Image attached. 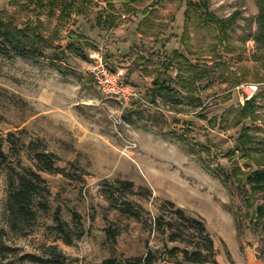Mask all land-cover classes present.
Segmentation results:
<instances>
[{
	"label": "rangeland",
	"instance_id": "374dc122",
	"mask_svg": "<svg viewBox=\"0 0 264 264\" xmlns=\"http://www.w3.org/2000/svg\"><path fill=\"white\" fill-rule=\"evenodd\" d=\"M191 1L197 2L115 0L111 9L110 0H48L59 6L52 13L30 0H0V13L18 26L42 21L48 40L42 58L0 55V129L12 138L4 149L17 170L36 169L28 149L35 142L58 156L60 170L40 172L50 209L27 227L7 207L10 180L17 173L0 168V228L8 244L41 255L57 245L75 264L143 256L153 249L155 264H163L171 258L169 249L186 247L169 241L165 248L166 238L156 230L159 205L171 200L204 219L215 241L216 264H264V228L252 219L253 210L234 182L206 169V164L231 169L232 159L241 157L231 149L243 126L263 135L260 6L257 0H210L213 14L236 19L224 39L216 27L193 22L184 33ZM69 2L79 12L61 15ZM110 15L115 26L101 25ZM72 43L76 51L68 47ZM101 48L114 70L126 71L140 99L124 105L99 89L90 55ZM165 62L171 63L169 70ZM158 76L175 92L153 96ZM248 86L257 87L255 121L239 115ZM120 181L134 182L136 193L117 191ZM113 191L118 200L129 198L144 208L142 221L117 209ZM58 209L69 223L71 244L52 228ZM74 213L81 223H74Z\"/></svg>",
	"mask_w": 264,
	"mask_h": 264
},
{
	"label": "trees",
	"instance_id": "16d2710c",
	"mask_svg": "<svg viewBox=\"0 0 264 264\" xmlns=\"http://www.w3.org/2000/svg\"><path fill=\"white\" fill-rule=\"evenodd\" d=\"M113 1L110 0L109 6L114 9ZM129 4L138 0H120ZM260 6L259 20L261 23V33L257 36V41L262 42L264 48V0H257ZM30 3L37 7L44 8L49 6L53 13L59 7L55 2L48 0H30ZM40 3V4H39ZM39 4V5H38ZM73 10H77L75 2L66 3L61 15H69ZM79 12V11H78ZM186 23L184 33L189 32L190 22L197 26L212 25L221 33L222 38H226L230 27L236 22L234 16L229 18H220L210 11V0H197L189 2V7L185 11ZM109 18V19H108ZM100 21L101 25L109 27L115 26V18L108 16ZM43 22L39 19L36 23H28L24 26H18L14 20L5 17L0 13V55L4 57L20 56L26 59L42 58L46 55L48 40L43 33ZM83 37V36H81ZM71 50L76 51L74 43L68 45ZM58 53H63L61 52ZM59 54H54V56ZM181 56V54H177ZM55 58V57H53ZM264 62V58H261ZM167 70L171 63H164ZM195 71V68L193 69ZM166 78L158 76L151 87L152 95L157 93H174L175 89ZM258 108V95H253L246 99L239 110L240 118L243 120L255 121ZM3 118L0 115V124ZM251 126H243V131L237 139L235 148L231 149V154L239 153L241 156L232 159V167L225 171L223 166L212 167L206 164V169L214 176L222 178L224 181H232L234 185L243 194L246 207L253 210L252 219L256 224L264 228V131L263 135L251 133ZM11 134L4 136L0 129V168L9 167L16 171L17 178L12 176L10 180V193L7 207L12 216L27 227L35 225L39 219L40 212H48L50 207L44 196L48 192L47 181L40 172L60 171L57 166L58 156L49 152L46 148L38 146L35 142L28 145V149L33 152V167L13 165L10 154L5 151L6 142H11ZM13 143V142H12ZM244 160V166L240 164ZM119 190L127 194H135V184L132 181H120ZM148 193V197L153 195L150 188L140 187ZM113 191L112 199L119 211L136 221H142V212L144 208L130 200L115 198ZM74 223H81V216L74 213ZM54 230L59 232L64 241L72 243V236L69 230V223L62 218L61 210H56L54 214ZM156 230L165 236V248L167 242H179L186 244L185 248L175 246L169 249L170 260H164L163 264H216L217 249L214 238L207 229L202 217L188 214L187 211L174 201L164 200L159 205V214L155 219ZM83 231V230H81ZM6 231L0 228V264H75L57 245L48 246L44 254L22 253L18 248L11 246L5 240ZM83 235L80 232L78 238ZM116 237V235L114 236ZM157 250L148 249L146 255L131 256L125 258L109 257L98 264H155L157 261ZM86 264V263H82Z\"/></svg>",
	"mask_w": 264,
	"mask_h": 264
},
{
	"label": "built area",
	"instance_id": "2783aa9c",
	"mask_svg": "<svg viewBox=\"0 0 264 264\" xmlns=\"http://www.w3.org/2000/svg\"><path fill=\"white\" fill-rule=\"evenodd\" d=\"M101 50L94 51L91 57L90 71L99 89L107 96L117 99L121 104L128 105L141 98L140 93L128 80L126 71L118 68L114 70ZM247 97L251 98L257 87L245 88Z\"/></svg>",
	"mask_w": 264,
	"mask_h": 264
}]
</instances>
